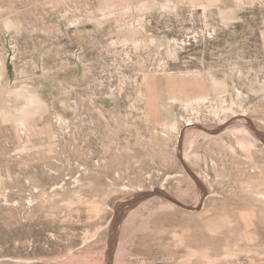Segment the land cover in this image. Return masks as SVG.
Masks as SVG:
<instances>
[{"label": "rangeland", "instance_id": "1", "mask_svg": "<svg viewBox=\"0 0 264 264\" xmlns=\"http://www.w3.org/2000/svg\"><path fill=\"white\" fill-rule=\"evenodd\" d=\"M0 264H264V0H0Z\"/></svg>", "mask_w": 264, "mask_h": 264}]
</instances>
